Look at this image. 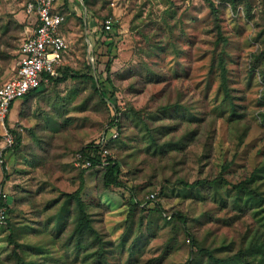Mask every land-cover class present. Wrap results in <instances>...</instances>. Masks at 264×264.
<instances>
[{
	"label": "rangeland",
	"instance_id": "obj_1",
	"mask_svg": "<svg viewBox=\"0 0 264 264\" xmlns=\"http://www.w3.org/2000/svg\"><path fill=\"white\" fill-rule=\"evenodd\" d=\"M209 1L226 39L220 47L215 45L207 0H89L85 15L81 9L70 12L65 23L67 49L59 66L71 70L66 81L38 89L44 92L23 105L15 100L7 119L0 121V185L12 211L10 226H0V264H86L82 256L64 248L65 235L58 234L69 223H57L61 197L73 193L81 181L82 198L93 206L95 228L107 240L117 245L133 220L126 247L136 238L137 254L130 257L124 250L117 257L116 248L108 258L110 264H187L193 259L192 264H208L177 223L164 221L155 211H133L129 220L127 192L102 190L100 168L74 166L75 152L110 127L117 133L119 149L115 146L110 153L121 165L119 179L138 190V201L158 202L166 215L179 211L204 249L232 245L227 249L231 255L240 248L245 228L255 219L240 216L232 204L223 208L219 200L213 202V192L183 183L221 176L236 185L264 162V56L259 57L264 55V0H243L235 8L226 0ZM27 6L28 0H0V85L10 78L16 52L34 27ZM96 18L101 23L108 20L109 31L115 34L108 55L101 43L106 33ZM220 51L235 111L242 116L236 122L214 68ZM107 57L112 61L111 100L120 113H127L130 106L143 110V115H153L155 121L147 120L155 127L180 121L172 135L177 138L194 129L197 135L191 144L151 156L145 133L131 118L122 115L120 133L115 124L110 126L111 102L104 106L88 80L71 78L77 72L89 74L88 65L94 70L95 61L105 63ZM176 103L186 111L156 116L158 108ZM189 119L190 125L183 122ZM4 128L15 143L12 130L21 135L16 149L6 147ZM222 190L233 199V191L227 192L225 186ZM259 191L264 194V184ZM227 253L225 249L215 255L223 258Z\"/></svg>",
	"mask_w": 264,
	"mask_h": 264
},
{
	"label": "trees",
	"instance_id": "obj_2",
	"mask_svg": "<svg viewBox=\"0 0 264 264\" xmlns=\"http://www.w3.org/2000/svg\"><path fill=\"white\" fill-rule=\"evenodd\" d=\"M83 6L85 7L86 11H90L89 9V0H81ZM209 3V8L211 11V14L213 15V23H214V31L216 34V42L215 45L217 47H220L221 45L226 44V39L222 35L221 27L218 24V17H217V11L209 0H207ZM230 3L232 8H235L240 2L243 0H226ZM60 15L64 18V24L67 22L68 18H70L71 13L69 11V8L66 4V0H64L63 7L58 11ZM79 17V16H76ZM79 20H82L79 18ZM82 22V21H81ZM97 25H101V20L99 18H96ZM116 28V27H114ZM262 33L264 38V17L262 20ZM115 34L112 31L106 32V38L101 43L107 47V55L110 54L112 48H113V38ZM264 55H260L259 57L262 58ZM17 57V52H16ZM105 63H102L98 60L95 61V69L91 70L90 66L88 65L89 74L87 75H79L77 72L75 76L73 75L71 78L73 79H79L84 78L88 80L91 83V86L94 90V92L102 99V104L104 106H107V100H109L113 107V113L111 115V125L117 126V129L119 130V133L121 132L122 128V115L128 118H131L134 121V124L136 126L140 127L141 132L143 131L146 135L147 141L150 143V145L147 147L146 151L150 152L149 155L154 156L156 154L163 155L167 151L172 150H182L186 144H191L192 140L196 137L197 131L187 130L182 136L175 137V135H172V133H175L178 128L181 126L180 121H174L172 122V125H164L160 124V127L152 126V124H148L147 117L149 119H152V121H155L152 114H145L143 115V110H136L133 107H128L127 113H120V109L115 103L111 100L113 98V84L112 80L110 78V68H111V58L107 57ZM214 62V68L216 72L218 73L219 78V88L222 91L223 97L231 106L230 113L234 117L233 121H237L242 116L238 115L235 111V105L232 102V96L230 93V89L228 87V80H227V69L225 64V57L223 56V52L220 51L217 53L216 59ZM62 71V77L59 79H52L48 86L50 85H60L61 83H64L68 77V72L71 71L69 69H60ZM97 72L96 74H93V72ZM99 75V76H98ZM83 76V77H82ZM262 78L264 81V71L262 72ZM47 86V87H48ZM44 92V91H43ZM43 92H32L21 98V103L24 104L25 102L28 103L31 99H33L36 95ZM108 96L105 98V96ZM264 99V96H263ZM108 101V102H109ZM185 107L183 105H180L178 103L174 105H166L164 107H160L157 110L156 116L160 115H169L173 116L176 113L179 114L182 111H186L184 109ZM11 109V106H10ZM152 116V117H150ZM264 117V116H263ZM185 123H189V125L192 123L191 120L189 121H183ZM111 128V127H110ZM245 128V127H244ZM245 128L241 135H240V142L244 137V134L246 133ZM112 128L108 130L107 133H112ZM16 138L15 146H13V149H16L18 147V144L21 140V135L18 134L16 131H13ZM166 138V139H165ZM165 139V140H164ZM115 139L110 140L108 144L109 150L113 149L116 146V149L118 150V145H115ZM164 140V141H163ZM93 142V141H92ZM92 142L88 143L87 147H89ZM17 144V146H16ZM85 151V147L81 146L76 152H82ZM93 159L98 162L100 160V155H97L96 150L92 151ZM133 156V155H131ZM95 166V165H94ZM92 168H95V167ZM91 169V168H89ZM3 174H5L4 168ZM101 171V188L102 190H122L123 192L128 193V197L126 198V202L129 204V212H128V219L130 220V217L132 218L133 211H137L142 213L145 212H156L164 221L169 220L177 223L180 228L183 230L185 236L189 237L191 239V245L194 248H199V256L203 255L207 257L208 264H264V194L259 191V188H261L264 184V162L256 169V171L252 174L251 177L245 179L244 181L236 184L231 185L228 184L224 178L221 176L213 178L211 180H200L196 181L194 183H187L184 182L183 185L187 187L192 188H199V189H205V192H213L212 195V201L216 202V200H219L221 207L225 208L228 204H232L234 207V210H236L240 216L248 215L255 219V222L251 225H248L245 228V232L242 235V241L240 248L231 255H228L227 249H230L232 245L221 246L217 249H204L198 245V242L194 239L193 234L189 231L187 228V221L186 217L182 215L179 211L172 212L170 215H166V212L162 209L161 205L158 202H155L153 205L150 203H143L141 201H138L137 198V189L135 187H128V185L121 181L119 179V176L121 174V165L117 160H110V163L108 166L100 169ZM7 178V177H6ZM2 186V185H1ZM225 186L228 188L227 192L233 191L234 197L231 198V195L229 193L225 194L222 190V187ZM207 190V191H206ZM82 191H83V183L82 181L79 183V187L73 192V193H66L61 197L62 204L61 209L58 214V222H63L64 224L68 222V228L65 230L58 231V234L60 236L65 235V243L64 248H66L71 253H74L75 256H82L86 260V264H110L108 262L109 256L114 252L116 248L119 249L117 257H120L122 252L124 250H127L129 253V256L132 257L137 254L139 250V244L136 238H134L130 242V246L127 248L128 244V238L130 237L132 233V225L133 220L130 221L129 226L127 227V230L120 240V242L117 245L113 244V241L107 240V237L104 236L101 232H99L95 228V220L93 215L90 212V209L93 208L91 204H88L85 202V200L82 198ZM122 198H125L123 193L121 194ZM125 200V199H124ZM12 211L8 210L6 211V224L10 226L9 223H7L9 219V215H11ZM252 215V216H251ZM5 224V225H6ZM10 228V227H8ZM131 228V229H130ZM129 236H126V233ZM58 235V236H59ZM9 235V241L11 239ZM12 243V241H10ZM17 247V245L15 244ZM226 249L227 255L223 258H218L215 253H222ZM232 250V249H231ZM13 255L17 259V256L15 252H13ZM193 254L191 253V257ZM194 261L190 260L188 263L192 264ZM187 263V264H188Z\"/></svg>",
	"mask_w": 264,
	"mask_h": 264
},
{
	"label": "built area",
	"instance_id": "obj_3",
	"mask_svg": "<svg viewBox=\"0 0 264 264\" xmlns=\"http://www.w3.org/2000/svg\"><path fill=\"white\" fill-rule=\"evenodd\" d=\"M57 0H28V10L34 13L35 23L30 33L22 40L16 57V64L9 79L0 85V121L3 123L10 114V106L15 100L29 93L48 86L52 79L62 77L59 66L62 64L63 53L67 42L61 33L64 18L55 8ZM111 29V23L105 20L103 32ZM111 129V128H109ZM108 132V131H107ZM117 137V133H103L85 151L75 154L74 166L82 169L104 168L113 159L108 144ZM3 140L7 148H12L15 139L8 129L4 128ZM96 150L100 160L93 159L92 151ZM0 153V158H1ZM114 160V159H113ZM8 194L0 185V226L6 224ZM154 200V195H150Z\"/></svg>",
	"mask_w": 264,
	"mask_h": 264
},
{
	"label": "crops",
	"instance_id": "obj_4",
	"mask_svg": "<svg viewBox=\"0 0 264 264\" xmlns=\"http://www.w3.org/2000/svg\"><path fill=\"white\" fill-rule=\"evenodd\" d=\"M63 4H64V0H57L56 1L55 8L57 9V11H59L63 7ZM66 4H67V6H68V8H69V10H70L71 13H75L78 9H81L82 12H84V15L86 14L85 13L86 12V9L83 6L81 0H66ZM28 14L30 15L29 20H32L35 23L34 13H31L30 12ZM65 31H66V29H65V24H64L63 27L61 28V33H62V35H63L64 38H65Z\"/></svg>",
	"mask_w": 264,
	"mask_h": 264
}]
</instances>
